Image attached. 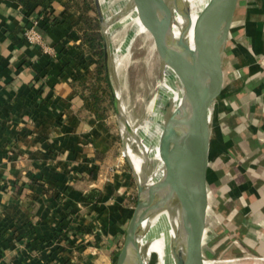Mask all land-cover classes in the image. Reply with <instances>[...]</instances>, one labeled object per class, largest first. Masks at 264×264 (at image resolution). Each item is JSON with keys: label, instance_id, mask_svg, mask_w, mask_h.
Here are the masks:
<instances>
[{"label": "crops", "instance_id": "crops-1", "mask_svg": "<svg viewBox=\"0 0 264 264\" xmlns=\"http://www.w3.org/2000/svg\"><path fill=\"white\" fill-rule=\"evenodd\" d=\"M69 2L54 0L59 24L41 21L54 55L25 39L39 12L0 0V264H114L135 207L130 163L83 98L98 58L85 51L77 65L83 13ZM208 178L209 248L227 197V237L264 258V0L235 14Z\"/></svg>", "mask_w": 264, "mask_h": 264}, {"label": "water", "instance_id": "water-1", "mask_svg": "<svg viewBox=\"0 0 264 264\" xmlns=\"http://www.w3.org/2000/svg\"><path fill=\"white\" fill-rule=\"evenodd\" d=\"M239 2L212 0L194 27L192 38L188 34L190 24L178 38L171 26V9L182 10L190 17L188 5L181 4L180 0L127 2L122 15L136 10L139 19L152 35L161 60L177 77L182 98L178 105L173 99V105L164 119L160 138L163 173L158 182H150V157L145 155L143 174L137 183L136 204L114 264L146 263L139 244L142 225L151 214L166 205L173 206L180 220L173 246L176 264H205L214 108L224 87V59ZM95 5L102 27L104 62L116 116L122 128L125 126L126 134L133 135L139 144L111 79L113 60L107 30L120 15L106 20L101 0H95ZM214 10H217L218 15ZM202 35L204 40L201 41L199 38Z\"/></svg>", "mask_w": 264, "mask_h": 264}, {"label": "rangeland", "instance_id": "rangeland-1", "mask_svg": "<svg viewBox=\"0 0 264 264\" xmlns=\"http://www.w3.org/2000/svg\"><path fill=\"white\" fill-rule=\"evenodd\" d=\"M93 1L95 4V0ZM127 2L128 0H104L102 4V10L105 14L106 20H110L111 18L120 15L117 22L111 25L107 30V36L112 51L111 58L113 60L111 66V79L115 89H117L119 92V98L122 103L124 113L129 119L133 131L137 135V138H141L143 136H148L147 133H149L148 131L150 130L148 126L150 124L147 123L151 110L150 104L157 93H159L160 91L163 65L161 63L159 53L155 47L154 39L150 32L139 31L138 28L135 29L134 21H125L126 15H122L124 9L121 10L119 7L127 4ZM91 15L93 17H98L97 12L94 11L91 12ZM99 26L102 34L100 21ZM102 60L101 62L104 66L103 76H105V80L100 82L97 87L94 85L93 88L97 89L99 92L98 94L103 98L100 101V105L104 108V111H107L105 120L116 134V157L130 163L133 173V194L135 199H137V183L140 176L136 172L130 157L125 153L127 143L126 141H128V138H125L124 136V128H122V124L116 116V110L113 100L110 99L111 88L107 79L104 58H102ZM120 60L122 61L123 65L121 64L119 67H117L116 65ZM175 82L177 92H179L181 89V85L177 78L175 79ZM105 89L106 92L104 91ZM172 100L173 97H171L168 103L161 108L162 117L164 119L167 112L173 105ZM146 140L149 146H153L155 144L154 139L147 138ZM157 167L158 160L155 157H151L148 168V174L150 177L156 175L155 173L157 172ZM209 244L210 243H208V249L206 250L207 258H244L247 256L241 255L242 253H238V251L235 252L237 253V255L235 254L234 256L232 254H228L230 249V245L228 244V242L226 243L227 247H225L224 244L223 246L217 248L215 246L216 242H211L212 248H215L212 250V252H210L211 248H209Z\"/></svg>", "mask_w": 264, "mask_h": 264}, {"label": "bare ground", "instance_id": "bare-ground-1", "mask_svg": "<svg viewBox=\"0 0 264 264\" xmlns=\"http://www.w3.org/2000/svg\"><path fill=\"white\" fill-rule=\"evenodd\" d=\"M211 1L212 0H180L181 4L188 5L190 9V17H188L182 10L171 9L172 18H173L171 26L177 38L182 35L183 30L188 24L191 25L188 34H190V37L192 38L194 27L197 26L204 11L207 8H209V5H211ZM103 2L104 0H101L102 4ZM125 5L120 6L119 8L121 10L123 9L125 10L126 8ZM217 10H214L216 11L215 12L216 15H218ZM124 15H126L125 21L135 22V29L138 28L139 31L149 32L147 28L143 25L141 20L139 19L135 9L126 12ZM203 38L204 35L200 36L199 40L202 41L204 40ZM122 61L120 60L116 66L119 67L122 64ZM161 63L163 65L162 80L160 83V91L159 93L156 92L157 95L150 104V109H151L150 116L147 121V123L150 124L148 125L150 129L148 131L149 133H147L148 136H143L141 138H138L139 140V144H138L137 141L134 139L135 137L133 135L126 134L125 126H123L125 137L128 138V141H126L127 143H126L125 153L127 156L130 157L131 162L133 163L134 168L136 172L139 174V176H142L143 174V167L145 164L146 156H149L150 158L155 157L158 160L157 172L155 173L156 175H154L153 177L149 176L151 183L158 182V180H160L163 173L160 163L161 161L160 138H161L163 122H164L161 108L168 103L171 97H173L174 102L176 103L175 105H178L181 102V98H182L181 92H177L176 89L175 79L177 77L174 75L173 71L167 66V64L164 61L161 60ZM147 138L154 139L155 144L153 146H149L146 140ZM179 225H180V220L178 214L176 210L173 208V206L170 205L169 206L166 205V207H161L157 209L143 223L142 225L143 233L139 236V244L141 246V255H143L144 260L146 262L145 264H176L173 246L175 244V238L177 236L176 234ZM251 259L249 257H244V258L230 257L223 259L207 258L205 260V264H263L264 263V258H251Z\"/></svg>", "mask_w": 264, "mask_h": 264}, {"label": "trees", "instance_id": "trees-1", "mask_svg": "<svg viewBox=\"0 0 264 264\" xmlns=\"http://www.w3.org/2000/svg\"><path fill=\"white\" fill-rule=\"evenodd\" d=\"M22 6L27 10L29 15H35L36 12H39L38 15L44 14L46 16V25L47 26H55L60 23L61 16L58 15L56 9L53 5L54 0H19ZM70 6H74L77 9L81 10L83 13L80 30H81V42L78 44L79 52L77 54H73L72 52L68 54H73V57L77 59V65L84 66V54L89 52L95 55L98 58V63L95 68V73L93 80L87 84L84 89L86 90V95L83 96L86 106L91 109L95 115L100 120H105L107 111H104V108L100 105V101L103 99L98 94V90L93 88L94 85L97 87L100 82L105 80L104 71H103V64L101 62L102 58H104V41L103 36L100 31L99 20L98 17H93L91 12H96V7L93 0H70ZM42 27H40L41 29ZM44 35V34H43ZM103 61V60H102ZM73 62H75L73 60ZM68 65L67 62L64 63ZM85 67V66H84ZM106 92V89L104 90ZM110 95V99H112ZM134 203H136V199L134 198ZM221 210H219V220L221 226L218 228L219 234L218 237L215 239L216 242L215 246L220 247L226 243L230 245L229 253L233 256L237 253H242L241 255H247L246 247L244 243L238 237H227L228 233H233V227L230 223V212L228 211L229 200L227 197H222L220 200ZM34 229L31 230V232ZM20 234L24 237V230L20 231ZM214 247V246H213ZM215 248L210 249V252ZM63 264H66V260L62 261Z\"/></svg>", "mask_w": 264, "mask_h": 264}, {"label": "built area", "instance_id": "built-area-1", "mask_svg": "<svg viewBox=\"0 0 264 264\" xmlns=\"http://www.w3.org/2000/svg\"><path fill=\"white\" fill-rule=\"evenodd\" d=\"M46 16L44 14L38 15L31 19L30 25L25 29L24 36L26 41L32 46H40L47 53L56 55L55 50L46 44V39L43 33L40 31L41 21Z\"/></svg>", "mask_w": 264, "mask_h": 264}]
</instances>
